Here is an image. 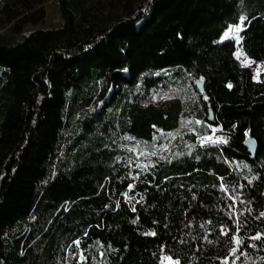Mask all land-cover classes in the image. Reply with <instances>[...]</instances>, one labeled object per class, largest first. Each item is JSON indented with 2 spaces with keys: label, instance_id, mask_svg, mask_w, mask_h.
Wrapping results in <instances>:
<instances>
[{
  "label": "trees",
  "instance_id": "1",
  "mask_svg": "<svg viewBox=\"0 0 264 264\" xmlns=\"http://www.w3.org/2000/svg\"><path fill=\"white\" fill-rule=\"evenodd\" d=\"M48 1L0 0V264H264V0Z\"/></svg>",
  "mask_w": 264,
  "mask_h": 264
},
{
  "label": "rangeland",
  "instance_id": "2",
  "mask_svg": "<svg viewBox=\"0 0 264 264\" xmlns=\"http://www.w3.org/2000/svg\"><path fill=\"white\" fill-rule=\"evenodd\" d=\"M108 1V0H106ZM142 2L144 0H141ZM45 9H46V19L44 21V26L46 25H55L59 24L61 21V18L59 16L58 10L56 9V3L55 0H49L45 3ZM18 10V9H17ZM17 13L16 11H13ZM1 14V12H0ZM17 20L11 19L6 22L5 25L0 27V34H5L7 31H12L13 26ZM241 25L232 26L231 28H228L225 32L228 34V39H235L238 40L239 38V32L241 31ZM224 32V33H225ZM224 34L222 35V37ZM222 39V38H221ZM224 40V39H222ZM235 58L238 60L241 64L251 67L255 74L258 75L261 72H264V67L260 65H256L248 59L240 50L235 52ZM228 134L223 131L219 126H211V134L207 136L206 138L202 139L201 143H215V144H223L220 142L221 140L227 141ZM176 260L169 259V257L162 256L160 264H176ZM226 264V262H225Z\"/></svg>",
  "mask_w": 264,
  "mask_h": 264
},
{
  "label": "water",
  "instance_id": "3",
  "mask_svg": "<svg viewBox=\"0 0 264 264\" xmlns=\"http://www.w3.org/2000/svg\"><path fill=\"white\" fill-rule=\"evenodd\" d=\"M196 87L199 91H202L203 89V84L201 81H197L196 82ZM214 121V116H213V112L212 110H209L208 111V122L209 123H213ZM244 146L245 148L247 149V151L251 154V156H255V153H256V149H257V145H256V142L255 140L251 137V136H248L245 141H244ZM262 195L264 197V184H263V190H262Z\"/></svg>",
  "mask_w": 264,
  "mask_h": 264
},
{
  "label": "snow or ice",
  "instance_id": "4",
  "mask_svg": "<svg viewBox=\"0 0 264 264\" xmlns=\"http://www.w3.org/2000/svg\"><path fill=\"white\" fill-rule=\"evenodd\" d=\"M240 20L241 21H243L244 20V17L243 16H241L240 17ZM232 26H229V28H231ZM222 39H228V34H227V32H225L224 33V36L222 37ZM220 142H222V143H226V141H224V140H221ZM197 159H199V157H197ZM131 175V174H130ZM139 175V173H137V176ZM222 179V178H221ZM134 187V185L133 184H128V188L129 189H131V188H133ZM232 199L233 200H235V197H232ZM135 209H133V211H134ZM261 216H264V213H261L260 214ZM229 218L231 219V213H229ZM133 223H135V221H133ZM244 224L246 225L247 224V221L245 220L244 221ZM236 227H237V232L239 233V231L241 230V225H240V223H239V221H237V224H236ZM147 234V233H146ZM153 235H155V233H152ZM262 235H264V234H261V233H259V232H257L256 233V235L254 236V237H252V239H256V240H259V239H261V237H262ZM240 242H242V241H240ZM79 243V241H75L74 242V244H78ZM253 246H255V245H253ZM233 251H235V250H233ZM74 255H75V253H74ZM80 259L81 260H84V259H86V257L84 256V254L81 252V254H80ZM169 259H171V257H169ZM176 264H179V262L177 261L176 262Z\"/></svg>",
  "mask_w": 264,
  "mask_h": 264
}]
</instances>
